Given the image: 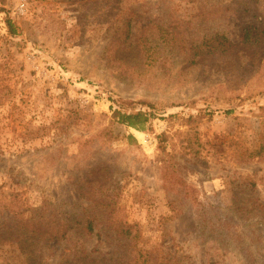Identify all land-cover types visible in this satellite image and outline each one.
Returning <instances> with one entry per match:
<instances>
[{
	"label": "rangeland",
	"instance_id": "obj_1",
	"mask_svg": "<svg viewBox=\"0 0 264 264\" xmlns=\"http://www.w3.org/2000/svg\"><path fill=\"white\" fill-rule=\"evenodd\" d=\"M199 1L0 0V263L25 264L4 216L17 193L25 218L68 221L67 241L38 243L47 264L80 245L264 264V51H232L264 47V0H215L211 17ZM115 110L146 113L145 130Z\"/></svg>",
	"mask_w": 264,
	"mask_h": 264
},
{
	"label": "trees",
	"instance_id": "obj_2",
	"mask_svg": "<svg viewBox=\"0 0 264 264\" xmlns=\"http://www.w3.org/2000/svg\"><path fill=\"white\" fill-rule=\"evenodd\" d=\"M248 0H239L238 7H242V12L245 11V6L247 5ZM201 0L199 1L200 4ZM207 6H209V12L203 11L204 7H201L200 5V11H199V17H211L214 15V12L211 10L212 6L218 5L221 2L215 1V0H204L203 1ZM254 2H258L257 0H254ZM119 3V1H118ZM212 3V4H211ZM133 18H135V21L140 22L137 15H134L129 20L133 21ZM129 23V21H128ZM132 23V22H131ZM7 26L9 27V30L11 31V34L14 35V29L9 21H7ZM129 33V32H128ZM264 33V31H263ZM171 40L173 38V34H170ZM255 37H258L257 35H252L251 37H247L248 39H245V41H241L239 45H234L233 52L235 54L234 58H238V53L240 50L244 48V52L249 53V56L252 60L255 62L259 59V53H262L264 51V47L262 45H258L254 39ZM246 38V36H245ZM253 38V39H252ZM152 40H145L144 45H151L154 44L156 41H162L164 43H168L166 39H162L160 37ZM171 40L169 43H171ZM137 42H140L137 41ZM249 42V43H248ZM214 42V45L211 47L212 49L215 48L216 51H220L222 54L229 53L230 50V44H228L226 47L222 45L221 42ZM132 44V42H130ZM144 45H142L144 47ZM195 47H199L200 45ZM194 47V48H195ZM180 49H184L183 47H180ZM181 50V51H182ZM196 52V53H195ZM193 55H191V59H197L200 58V54L203 51L197 52L195 51ZM147 57V56H146ZM150 58V57H149ZM147 57V59H149ZM192 61V60H191ZM113 118L115 119L116 123L119 125H122L126 128L133 129L138 132H143L145 130V126L147 122L149 121V115L142 112H137L133 114L129 113H122L120 111H113ZM262 139V138H261ZM80 190V189H79ZM18 194H9L5 195L4 197H9L10 203L6 207H4V210H6V213L4 216L7 217L9 221H17V226L10 230V234H13L16 240H21L23 242L18 241L17 250L21 254L22 258H24L25 264H47L43 262V259L39 257V254L41 253V247L38 245L40 241L50 242V241H67L70 238V231L71 229L67 226L68 221L67 219H55L53 217L46 218L44 217V212L41 209L39 212L38 210L33 211V215L31 218H25L23 212L20 209H14L16 207V201L18 200ZM3 197V196H2ZM34 212H38L34 213ZM48 221V222H47ZM47 222V223H46ZM128 229H131V226L128 227ZM94 233V227L92 224V221L90 219H86L84 227H83V235L85 237H90ZM9 234V236H10ZM2 234L0 235V238H2ZM129 233L127 235H122V233L118 234V238H128ZM30 240V241H28ZM28 241V242H27ZM73 256L75 258L74 264H174L175 258L171 257V260L168 261L167 258L163 255H161L159 258L155 257V255H152V253L139 250L134 248L133 250L127 247H121L120 253L117 256H113L110 259H89L88 257L84 256L83 248L80 246L73 247L71 249ZM68 258L65 256L62 262H67ZM0 264H10L6 261L0 263ZM192 264V263H188Z\"/></svg>",
	"mask_w": 264,
	"mask_h": 264
}]
</instances>
